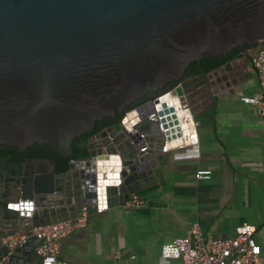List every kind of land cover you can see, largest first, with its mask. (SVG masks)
<instances>
[{
	"label": "water",
	"instance_id": "1",
	"mask_svg": "<svg viewBox=\"0 0 264 264\" xmlns=\"http://www.w3.org/2000/svg\"><path fill=\"white\" fill-rule=\"evenodd\" d=\"M259 46L264 0H0V144L46 145L70 157L75 138L124 112L118 130L91 135L86 158L70 159L63 172L53 159L13 167L2 160L0 256L17 254L2 245L6 236L74 219L83 208L122 205L158 166L149 100L174 82L162 98L188 102L196 117L187 66ZM238 74L225 62L198 75L200 92L215 104L235 92ZM143 132L149 147L141 153L134 138ZM37 242L29 237L18 249Z\"/></svg>",
	"mask_w": 264,
	"mask_h": 264
},
{
	"label": "crops",
	"instance_id": "2",
	"mask_svg": "<svg viewBox=\"0 0 264 264\" xmlns=\"http://www.w3.org/2000/svg\"><path fill=\"white\" fill-rule=\"evenodd\" d=\"M249 61L243 52L228 61L232 71L239 72L234 75L235 92L216 98L215 104L200 92L203 78L184 79L185 87L192 89L197 138L183 148L154 154L158 166L153 175L132 193L140 196L141 205L104 208L100 213L89 208L85 226L61 241L59 261L181 264L162 258L161 246L189 236L194 225L204 235L230 238L237 226L247 223L256 229L264 262V122L239 97L264 94V86ZM197 169H209V179L196 180ZM16 253L3 264H40L33 249Z\"/></svg>",
	"mask_w": 264,
	"mask_h": 264
},
{
	"label": "built area",
	"instance_id": "3",
	"mask_svg": "<svg viewBox=\"0 0 264 264\" xmlns=\"http://www.w3.org/2000/svg\"><path fill=\"white\" fill-rule=\"evenodd\" d=\"M249 59V68L255 72L259 84L264 86V47L252 51ZM171 88L149 100L150 111L146 115L149 122L157 123L161 142L159 152L161 153L183 148L194 141L198 135V123L188 102L175 101L177 97L162 98L164 93ZM239 97L243 104L253 107L257 117L264 122V94L261 92L254 95L239 93ZM157 106L160 108L157 109ZM146 136L147 134L143 132L137 133L134 138L141 144L139 149L141 153L146 152L149 147ZM210 174L209 169H197L194 177L196 180H207ZM141 203L140 196L132 194L122 204V207L132 209ZM103 209L102 205L96 206L95 212L100 213ZM87 216L88 209L83 208L81 215L74 219L36 225L31 228L29 235L16 233L2 238V243L10 253L11 250L24 245L30 237L38 241L33 247V252L40 264H66L57 258L61 241L75 230L83 228ZM160 256L165 259L179 260L181 264H264L261 259V246L256 240V229L247 223L237 226L235 235L230 238H214L204 235L194 225L189 236L175 238L163 244L160 248ZM7 259V255L0 256V264Z\"/></svg>",
	"mask_w": 264,
	"mask_h": 264
},
{
	"label": "trees",
	"instance_id": "4",
	"mask_svg": "<svg viewBox=\"0 0 264 264\" xmlns=\"http://www.w3.org/2000/svg\"><path fill=\"white\" fill-rule=\"evenodd\" d=\"M243 52L242 48H235L231 50L225 58H217L214 56H211L209 54L203 55V57L198 60L191 62L187 68L185 69V78L188 77H194L197 75H206L210 73L212 70L216 69L220 65L224 64L225 62L234 60L238 58L241 53ZM174 82H170L166 84L160 91L157 92V94L164 92L165 90L173 87ZM130 109V106L127 107ZM124 112H117L113 118L105 117L102 118L100 121H96L94 123V126L91 131L85 132L75 138L72 142V155L69 156H61L54 152L51 148H49L46 145H40L35 144L38 148V151L40 154H30V156H36L38 158H49L56 161V171L57 172H63L67 170V163L70 159H83L87 156V148L86 144L88 141V138L96 133H99L103 131L108 126H113L116 130L119 129V122L121 118L123 117Z\"/></svg>",
	"mask_w": 264,
	"mask_h": 264
},
{
	"label": "flooded vegetation",
	"instance_id": "5",
	"mask_svg": "<svg viewBox=\"0 0 264 264\" xmlns=\"http://www.w3.org/2000/svg\"><path fill=\"white\" fill-rule=\"evenodd\" d=\"M30 154H36V155L40 154L35 144L25 148L22 151L14 147L0 144V180L2 177L1 173H5V171L2 169L3 159L6 160V163L9 167H13L14 164L26 165L31 160H35V159H44V160L49 159V158H38L36 156H30Z\"/></svg>",
	"mask_w": 264,
	"mask_h": 264
}]
</instances>
